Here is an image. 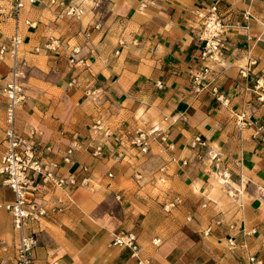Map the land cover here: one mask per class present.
<instances>
[{
    "label": "crops",
    "instance_id": "1",
    "mask_svg": "<svg viewBox=\"0 0 264 264\" xmlns=\"http://www.w3.org/2000/svg\"><path fill=\"white\" fill-rule=\"evenodd\" d=\"M49 1L24 0L17 24L0 16V46L16 29L22 39L25 102L14 129L65 179L62 189L40 186L30 196L55 208L24 230L37 239L35 262L249 264L255 256L264 264L260 237L245 236H264V0H56L80 2L78 19ZM214 4L228 28L221 59L198 88L193 77L206 65L199 15ZM11 66L0 59V159ZM97 120L114 136L159 131L146 154L111 137L96 155ZM4 180L0 173V264H13L18 234L4 205L14 195ZM163 207L181 215L141 233ZM133 231L137 255L112 244Z\"/></svg>",
    "mask_w": 264,
    "mask_h": 264
},
{
    "label": "built area",
    "instance_id": "2",
    "mask_svg": "<svg viewBox=\"0 0 264 264\" xmlns=\"http://www.w3.org/2000/svg\"><path fill=\"white\" fill-rule=\"evenodd\" d=\"M34 3L35 0H28ZM50 5H56L61 8V15L74 17L78 19L83 14V9L78 3H62L56 0H50ZM24 8V0H11L8 9L0 8V16L4 19H12L18 23L21 10ZM202 20L199 29L198 38L203 42L200 57L206 65L194 75L193 82L196 87H204L210 76L209 63L219 62L222 56L224 38L228 26L224 22L223 17L219 14L217 4L211 5L207 11L199 15ZM29 25V22H25ZM22 45V39L17 29L9 39V43L0 46V59L8 56L12 61L9 72V79L3 89V96L6 98L7 105L5 111V131L2 141L3 153L0 159V173L5 176L4 184L13 193L14 199L11 203L5 204L4 209L11 215L13 231L18 234L16 244V257L13 264H37L32 257V253L37 246V239L34 235H27L24 230L28 223H38L46 217L50 212H55V208L47 209L45 206L37 204L34 199L30 200V196L34 195L39 187H47L51 190L62 189L65 185V179L58 174V167L53 162L43 161L37 156L35 144L28 138L16 133L14 129L15 112L25 102V94L23 91L21 61L19 59V51ZM78 50H73V54L77 55ZM73 59V58H72ZM74 60V59H73ZM261 95L259 99L264 101V88H260ZM213 94L217 95L216 89H212ZM219 99V97H217ZM101 120H97L92 132L98 139L94 154L99 155L103 148L112 141L118 147H130L137 149L140 153L146 154L150 148L152 138L158 129L152 127L149 130L137 129L135 131H125L114 136L108 129H104ZM257 134H261V142L264 143V130L262 127L257 128ZM195 145L206 146L205 141L199 137L194 138ZM71 154V150L67 151V156ZM70 159L66 157L64 161ZM224 179L229 178V174L223 172L221 175ZM61 211V209H57ZM210 229L207 230L209 232ZM245 236H255L261 239L264 245V236H260L253 229ZM112 244L114 246L129 249L132 254L137 255L140 252V246L137 237L131 232L120 233L115 236ZM158 244V241L154 243ZM249 264H261L255 256L248 257Z\"/></svg>",
    "mask_w": 264,
    "mask_h": 264
},
{
    "label": "rangeland",
    "instance_id": "3",
    "mask_svg": "<svg viewBox=\"0 0 264 264\" xmlns=\"http://www.w3.org/2000/svg\"><path fill=\"white\" fill-rule=\"evenodd\" d=\"M137 150V149H136ZM138 151V150H137ZM139 152V151H138ZM140 153V152H139ZM221 179H224L222 176L220 177ZM224 180H229V178H226ZM152 186H156L157 188L160 187V186H165V184H161L157 181V185H152ZM154 190H152L153 192ZM178 210L177 208H164L162 209V211H153L152 214H151V222L146 224V225H143L142 227L140 226L139 227V230L141 233H148V231H154L156 229H163L159 227V223H160V218L162 216H167L169 219L172 218V219H176L177 215H181V213L177 214ZM124 233V232H123ZM133 234L136 235V237H138L137 235V232L133 231L131 232Z\"/></svg>",
    "mask_w": 264,
    "mask_h": 264
}]
</instances>
